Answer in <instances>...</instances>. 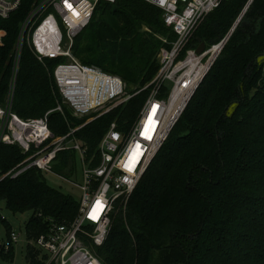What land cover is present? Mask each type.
I'll return each instance as SVG.
<instances>
[{
	"label": "trees",
	"instance_id": "1",
	"mask_svg": "<svg viewBox=\"0 0 264 264\" xmlns=\"http://www.w3.org/2000/svg\"><path fill=\"white\" fill-rule=\"evenodd\" d=\"M37 1L21 0L0 19V107L9 94L19 26ZM247 2L224 1L187 47L223 39ZM158 37L175 38L158 8L143 0L99 1L72 52L82 64L119 77L133 94L158 69L156 55L164 46ZM263 53L264 0H252L139 184L116 205L106 240L95 250L101 264H264ZM61 61L47 60L44 66L23 46L12 113L22 120L39 118L61 104L51 75ZM147 95V90L134 94L76 133L88 157L110 123L119 130L133 123ZM62 108L63 114L48 115L55 136L81 123ZM25 158L17 146L0 144V175ZM75 162L74 153L61 152L52 170L69 175ZM42 174L29 168L14 179L0 178V204L13 215L31 214L24 226L29 242L52 223L72 222L78 210V202L50 188ZM0 226L7 238L11 226L1 214ZM29 242L27 264H44L46 257ZM13 251V246L7 253L0 249V262L12 260Z\"/></svg>",
	"mask_w": 264,
	"mask_h": 264
},
{
	"label": "built area",
	"instance_id": "2",
	"mask_svg": "<svg viewBox=\"0 0 264 264\" xmlns=\"http://www.w3.org/2000/svg\"><path fill=\"white\" fill-rule=\"evenodd\" d=\"M99 1L113 4L116 0H38L31 6L19 26L9 94L0 107V144L15 145L26 155L0 178L14 179L29 168L57 175L52 165L61 152L74 153L79 164L75 176L80 181H69L80 192L76 217L67 224L52 223L45 235L31 240L40 258L46 257L44 264H101L95 250L106 240L116 205L133 193L225 44L224 37L205 45L201 54L187 47L202 21L228 0H143L161 11L164 26L175 38L158 37L164 45L156 55L158 69L149 83L130 94L119 77L86 66L73 55L74 40L90 23ZM20 3L0 0V19H7ZM24 45L44 66L47 60L62 59L51 74L61 104L43 117L27 120L11 111ZM144 90L148 95L133 123L124 130L110 123L96 152L88 157L76 133ZM62 105L81 123L68 124L66 134L55 136L48 115L63 114ZM17 241L11 230L0 249L7 253Z\"/></svg>",
	"mask_w": 264,
	"mask_h": 264
},
{
	"label": "rangeland",
	"instance_id": "3",
	"mask_svg": "<svg viewBox=\"0 0 264 264\" xmlns=\"http://www.w3.org/2000/svg\"><path fill=\"white\" fill-rule=\"evenodd\" d=\"M250 0H248L249 2ZM247 2V3H248ZM247 6V4L245 5V7ZM242 10V12L245 10ZM242 12H240L238 14V17L242 14ZM244 14V13H243ZM242 14V16H243ZM237 17V19H238ZM209 20V17L205 18L201 25L198 27V29L204 25L207 21ZM236 21V20H235ZM234 21V22H235ZM234 23L231 24V27L226 28L225 32L222 33L223 35L225 34V36L228 34V32L230 31V29L232 28ZM197 29V30H198ZM85 34V33H84ZM209 37L206 38V41H208ZM79 170V164L75 162V167L72 170L71 174L72 175H68L67 171L65 170L64 173L62 174H51V173H44L42 174L45 183L53 189H57L60 192H62L65 195H68L69 197H71L74 201L79 202L80 200V192L79 190L74 187L72 184L69 183V181L78 183L80 181L79 176L75 174L78 172ZM0 214L1 216L10 224L11 226V230H13L17 235H18V241L17 243L14 245V251H13V258L12 260H2L0 262V264H27L26 259H25V255H26V245L29 241H27L26 239V235H25V223L27 222V220L30 217V213L29 212H25L23 214H11L9 211H7L3 204H0ZM6 240V233L4 230V227L0 226V245H2ZM29 244H33L32 241L29 242Z\"/></svg>",
	"mask_w": 264,
	"mask_h": 264
},
{
	"label": "water",
	"instance_id": "4",
	"mask_svg": "<svg viewBox=\"0 0 264 264\" xmlns=\"http://www.w3.org/2000/svg\"><path fill=\"white\" fill-rule=\"evenodd\" d=\"M252 0H250L247 3V6L245 7V9L248 7V5L251 3ZM245 12V10L242 12V14ZM242 14L238 17V19L235 21V23L233 24L232 28L230 29V31L228 32V34L225 36L224 39V43L227 41V39L229 38V36L231 35V33L233 32L234 28L236 27V25L238 24V22L240 21ZM205 49V43L204 42H200L199 45L196 47L195 52L197 54H201ZM264 56V53L262 54ZM207 73L204 75L202 81L204 80V78L206 77ZM201 81V82H202Z\"/></svg>",
	"mask_w": 264,
	"mask_h": 264
}]
</instances>
